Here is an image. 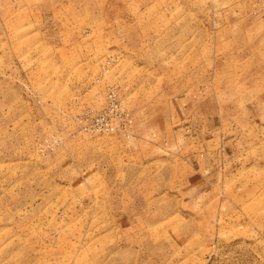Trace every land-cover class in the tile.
<instances>
[{
  "label": "rangeland",
  "instance_id": "374dc122",
  "mask_svg": "<svg viewBox=\"0 0 264 264\" xmlns=\"http://www.w3.org/2000/svg\"><path fill=\"white\" fill-rule=\"evenodd\" d=\"M0 264H264V0H0Z\"/></svg>",
  "mask_w": 264,
  "mask_h": 264
}]
</instances>
